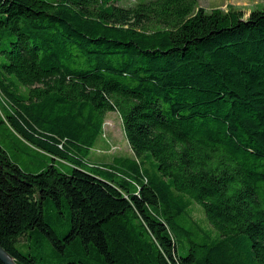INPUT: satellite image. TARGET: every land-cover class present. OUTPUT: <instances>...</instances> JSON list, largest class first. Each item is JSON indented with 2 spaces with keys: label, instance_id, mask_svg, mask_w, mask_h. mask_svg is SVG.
<instances>
[{
  "label": "trees",
  "instance_id": "obj_1",
  "mask_svg": "<svg viewBox=\"0 0 264 264\" xmlns=\"http://www.w3.org/2000/svg\"><path fill=\"white\" fill-rule=\"evenodd\" d=\"M244 17L0 0V125L52 161L27 173L0 145V246L17 264H264V7ZM113 112L134 157L88 163Z\"/></svg>",
  "mask_w": 264,
  "mask_h": 264
},
{
  "label": "rangeland",
  "instance_id": "obj_2",
  "mask_svg": "<svg viewBox=\"0 0 264 264\" xmlns=\"http://www.w3.org/2000/svg\"><path fill=\"white\" fill-rule=\"evenodd\" d=\"M55 1V0H46ZM133 1V0H131ZM199 7L208 13L214 9L229 11L231 9L242 12L244 18L248 19L253 11L264 7V0H198ZM4 96L0 92V106L3 104ZM2 107V106H1ZM0 115V119H1ZM0 145L4 148L11 159L16 162L25 172L37 173L51 164V160L31 147L7 122L0 125ZM133 158L134 154L126 139L122 119L118 113H109L106 116L103 135L97 145L92 149L87 162L97 166L110 164L115 158ZM56 166L63 172H69L70 166L61 161L55 162ZM88 169V167L86 166ZM194 220L201 223L205 228H210L205 216L199 206H194ZM180 243L179 252L185 254Z\"/></svg>",
  "mask_w": 264,
  "mask_h": 264
},
{
  "label": "water",
  "instance_id": "obj_3",
  "mask_svg": "<svg viewBox=\"0 0 264 264\" xmlns=\"http://www.w3.org/2000/svg\"><path fill=\"white\" fill-rule=\"evenodd\" d=\"M0 262L2 264H17L14 258L0 246Z\"/></svg>",
  "mask_w": 264,
  "mask_h": 264
}]
</instances>
